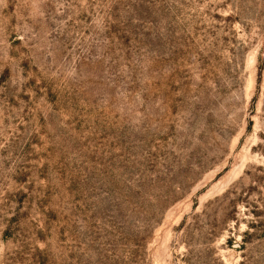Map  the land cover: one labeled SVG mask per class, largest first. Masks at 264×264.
Listing matches in <instances>:
<instances>
[{
	"label": "rangeland",
	"instance_id": "rangeland-1",
	"mask_svg": "<svg viewBox=\"0 0 264 264\" xmlns=\"http://www.w3.org/2000/svg\"><path fill=\"white\" fill-rule=\"evenodd\" d=\"M0 264H264V0H0Z\"/></svg>",
	"mask_w": 264,
	"mask_h": 264
}]
</instances>
